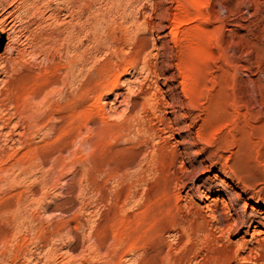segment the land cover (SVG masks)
<instances>
[{
	"label": "rangeland",
	"instance_id": "1",
	"mask_svg": "<svg viewBox=\"0 0 264 264\" xmlns=\"http://www.w3.org/2000/svg\"><path fill=\"white\" fill-rule=\"evenodd\" d=\"M0 169V264H264V0H0Z\"/></svg>",
	"mask_w": 264,
	"mask_h": 264
},
{
	"label": "bare ground",
	"instance_id": "2",
	"mask_svg": "<svg viewBox=\"0 0 264 264\" xmlns=\"http://www.w3.org/2000/svg\"><path fill=\"white\" fill-rule=\"evenodd\" d=\"M196 6V5H195ZM181 12V11H180ZM80 13V12H79ZM176 19V18H175ZM144 30V29H143ZM119 58V57H118ZM144 59V58H143ZM140 64H141V62H140ZM152 66V65H151ZM147 68V67H146ZM142 69V68H141ZM57 74V73H56ZM56 77V76H55ZM54 77V78H55ZM116 81L117 80H114V81H111L110 83H112V88H114V86H115V83H116ZM204 81V80H203ZM109 86V84L106 82V83H104V84H101L99 87H98V89L101 91V89H102V91H104V88H106L107 89V87ZM22 87V86H21ZM29 87V86H28ZM128 87H130V86H128ZM109 89V88H108ZM20 90V89H19ZM40 90V89H39ZM43 91V90H42ZM189 91H190V95H193V93H194V88L191 86L190 88H189ZM37 92V91H36ZM98 92V91H97ZM96 92V93H97ZM100 93V92H99ZM102 93V92H101ZM132 93V92H131ZM29 94V93H28ZM98 94V93H97ZM100 95H102V94H99V97H100ZM42 96V95H41ZM91 96H93V95H91ZM191 97H193V96H191ZM18 98V97H17ZM151 98V97H150ZM16 99V98H15ZM172 99V98H171ZM39 100V99H38ZM41 100V99H40ZM158 100V99H157ZM191 100H192V98H191ZM14 101V100H13ZM51 101V100H50ZM165 101V100H164ZM32 102V101H31ZM35 102H36V100H35ZM35 102H33V103H35ZM149 102V101H148ZM155 102V101H154ZM146 104V103H145ZM16 105V104H15ZM22 106V105H21ZM155 106V105H154ZM154 106H153V108H154ZM157 108V107H156ZM153 110V109H152ZM97 111V110H96ZM61 112V111H60ZM16 114H18V113H16ZM43 114V113H42ZM104 115V114H103ZM123 115V114H122ZM8 117V116H7ZM19 117V116H18ZM50 117V116H49ZM63 118V117H62ZM69 119V118H68ZM6 120H7V118H6ZM64 120V119H63ZM155 120V119H154ZM36 122L38 121V120H35ZM168 124V123H167ZM19 125V124H18ZM35 125H36V123H35ZM65 126H66V124H65ZM52 129H55L54 127H55V125L53 124L52 126ZM50 127V128H51ZM103 128V127H102ZM159 128V127H158ZM171 128V127H170ZM78 129V128H77ZM162 129V128H161ZM10 130H12L11 128H10ZM202 130V129H201ZM41 131V130H40ZM53 131V130H52ZM156 131V130H155ZM168 132V131H167ZM102 133V132H101ZM8 134V133H7ZM17 134V133H16ZM57 134V133H56ZM59 134V133H58ZM67 133L65 132L64 133V136L66 135ZM101 135V134H100ZM63 136V137H64ZM8 137V136H7ZM24 137V136H23ZM98 137V136H97ZM101 137V136H100ZM158 137V136H157ZM53 138V137H52ZM6 140V139H5ZM13 141V140H12ZM21 142V141H20ZM156 142V141H155ZM92 143V142H91ZM158 144V143H157ZM23 146V145H22ZM38 146V145H37ZM40 148V147H39ZM158 148V147H157ZM98 149V148H97ZM92 151V150H91ZM25 154H26V152H25ZM160 154V153H159ZM28 155V154H27ZM119 155V154H118ZM3 156V155H2ZM159 156V155H158ZM162 156H164V155H162ZM162 156H161V158H162ZM5 157V156H4ZM8 157V156H7ZM129 157V156H128ZM3 158V157H2ZM28 158V157H27ZM56 158V157H55ZM158 158V157H157ZM8 159V158H7ZM15 159V158H14ZM126 159V158H125ZM164 159V158H163ZM17 160V159H16ZM156 160V159H155ZM160 160V159H159ZM18 161H19V159H18ZM118 161H119V159H118ZM13 162V161H12ZM15 162V161H14ZM31 162V161H30ZM27 163V162H26ZM120 163V162H119ZM122 163V162H121ZM124 163V162H123ZM20 164H21V162H20ZM30 165V164H29ZM118 166V165H117ZM151 166V165H150ZM4 167V166H3ZM11 167H12V165H11ZM21 167V166H20ZM23 167V166H22ZM7 168H9V167H7ZM149 168V167H148ZM25 169H27V168H25ZM117 169V168H116ZM1 170V169H0ZM13 170V169H12ZM19 170V169H18ZM149 170V169H148ZM8 171V170H7ZM10 171V170H9ZM22 171V170H21ZM27 174V173H26ZM3 176V175H2ZM6 176V175H5ZM27 176V175H26ZM1 180V179H0ZM7 180V179H6ZM12 181V180H11ZM13 182V181H12ZM33 183H34V181H33ZM3 192V191H2ZM6 196V195H5ZM203 196V195H202ZM165 198V197H164ZM205 199H209V196H205L204 197ZM15 202V201H14ZM171 202V201H170ZM165 204V203H164ZM16 207V206H15ZM167 208V207H166ZM17 210V209H16ZM12 212H14V211H12ZM11 213V212H10ZM157 214V213H156ZM162 214V213H161ZM253 221V220H252ZM155 222V221H154ZM246 223V222H245ZM253 223H254V221H253ZM237 224V223H236ZM235 224V225H236ZM251 225V221L247 224V226H250ZM255 224H253V226H254ZM255 227H256V225H255ZM123 230V229H122ZM1 231V230H0ZM109 231V230H108ZM4 233H6V232H4ZM102 235V234H101ZM9 237V236H8ZM12 237V236H11ZM8 239V238H7ZM6 239V237H4L3 236V238H1L0 239V260L2 261L3 260V256H5L4 255V253H5V250L7 249V241H9V240H7ZM117 242V241H116ZM129 245V244H128ZM131 245V244H130ZM124 246V245H123ZM132 246V245H131ZM117 247V246H116ZM97 250V249H96ZM95 251V250H94ZM56 252V251H55ZM93 252V251H92ZM36 253V252H35ZM117 253V252H116ZM21 254V253H20ZM24 254V253H23ZM94 254V253H93ZM40 255V254H39ZM42 255V254H41ZM45 256L44 257H46V258H48L46 261H44V263L43 264H53V252H46V254H44ZM37 256V255H36ZM94 256V255H93ZM96 256V255H95ZM18 257V256H17ZM38 257V256H37ZM43 258V257H42ZM13 259V258H12ZM45 259V258H44ZM49 259H51L50 261H49ZM4 261V260H3ZM26 261V260H25ZM33 261V260H32ZM105 261V260H104ZM119 261V260H118ZM132 262V261H131ZM3 263H5V262H3ZM25 264V263H24ZM34 264V263H33ZM132 264V263H131Z\"/></svg>",
	"mask_w": 264,
	"mask_h": 264
}]
</instances>
